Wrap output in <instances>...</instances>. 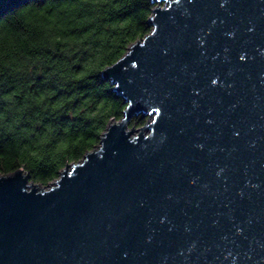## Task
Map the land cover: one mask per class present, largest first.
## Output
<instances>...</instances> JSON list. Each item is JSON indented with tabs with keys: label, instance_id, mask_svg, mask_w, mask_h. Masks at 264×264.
Segmentation results:
<instances>
[{
	"label": "water",
	"instance_id": "obj_1",
	"mask_svg": "<svg viewBox=\"0 0 264 264\" xmlns=\"http://www.w3.org/2000/svg\"><path fill=\"white\" fill-rule=\"evenodd\" d=\"M151 3L101 73L123 118L45 187L0 176V264H264V0Z\"/></svg>",
	"mask_w": 264,
	"mask_h": 264
},
{
	"label": "trees",
	"instance_id": "obj_2",
	"mask_svg": "<svg viewBox=\"0 0 264 264\" xmlns=\"http://www.w3.org/2000/svg\"><path fill=\"white\" fill-rule=\"evenodd\" d=\"M151 0H0V176L42 187L126 105L102 71L150 33ZM147 117L130 120L140 128Z\"/></svg>",
	"mask_w": 264,
	"mask_h": 264
},
{
	"label": "rangeland",
	"instance_id": "obj_3",
	"mask_svg": "<svg viewBox=\"0 0 264 264\" xmlns=\"http://www.w3.org/2000/svg\"><path fill=\"white\" fill-rule=\"evenodd\" d=\"M129 125V124H128ZM129 127V126H128ZM135 129H138V128H135Z\"/></svg>",
	"mask_w": 264,
	"mask_h": 264
}]
</instances>
